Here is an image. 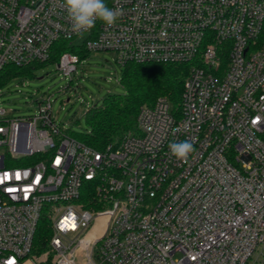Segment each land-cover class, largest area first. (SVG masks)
Wrapping results in <instances>:
<instances>
[{"label":"built area","instance_id":"built-area-1","mask_svg":"<svg viewBox=\"0 0 264 264\" xmlns=\"http://www.w3.org/2000/svg\"><path fill=\"white\" fill-rule=\"evenodd\" d=\"M108 7L122 11L115 24L76 34L64 0H0V73L49 62L60 40L121 67L194 63L180 114L159 98L136 134L99 151L62 130L50 98L29 117L0 109V264H248L264 247V0ZM84 61L65 52L56 65L72 77ZM184 140L195 151L179 161L169 145Z\"/></svg>","mask_w":264,"mask_h":264},{"label":"trees","instance_id":"trees-1","mask_svg":"<svg viewBox=\"0 0 264 264\" xmlns=\"http://www.w3.org/2000/svg\"><path fill=\"white\" fill-rule=\"evenodd\" d=\"M104 2L108 6L110 0ZM65 52L79 55L81 61L91 55L80 45L60 40L54 44L51 59L47 63H34L24 67L7 66L0 73V89L15 80L34 78L37 70L57 64ZM193 64L154 62L126 64L122 67L120 81L125 88V95H109L100 107L88 109L85 119L89 129L68 134L87 146L102 151L111 144L119 143L129 133L136 134L140 109L144 106L153 107L159 98H166L171 104L172 111L179 115L185 81ZM84 198V200L94 198L91 187H86ZM85 207L90 208L89 205ZM51 237V221L45 214L38 225L33 253L41 256L47 252Z\"/></svg>","mask_w":264,"mask_h":264},{"label":"rangeland","instance_id":"rangeland-1","mask_svg":"<svg viewBox=\"0 0 264 264\" xmlns=\"http://www.w3.org/2000/svg\"><path fill=\"white\" fill-rule=\"evenodd\" d=\"M121 77L122 67L113 52L91 54L72 77L61 74L56 64L47 65L34 78L15 80L1 88L0 109L8 118L29 117L38 112L37 101L50 98L52 116L62 130L80 133L89 129L88 109L100 107L109 95H125ZM91 234L98 238L102 230L96 228ZM248 264H264V247L256 250Z\"/></svg>","mask_w":264,"mask_h":264},{"label":"clouds","instance_id":"clouds-1","mask_svg":"<svg viewBox=\"0 0 264 264\" xmlns=\"http://www.w3.org/2000/svg\"><path fill=\"white\" fill-rule=\"evenodd\" d=\"M64 7L71 21L72 30L76 34L89 31L97 20L112 26L122 14L121 9L109 8L104 0H64ZM169 149L179 161H186L195 151L193 142L189 140L172 142Z\"/></svg>","mask_w":264,"mask_h":264}]
</instances>
